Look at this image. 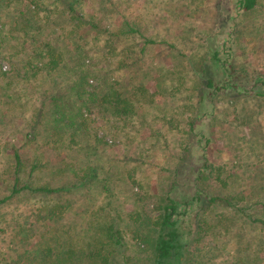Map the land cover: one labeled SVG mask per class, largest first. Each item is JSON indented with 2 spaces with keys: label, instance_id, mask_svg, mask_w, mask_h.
Instances as JSON below:
<instances>
[{
  "label": "rangeland",
  "instance_id": "obj_1",
  "mask_svg": "<svg viewBox=\"0 0 264 264\" xmlns=\"http://www.w3.org/2000/svg\"><path fill=\"white\" fill-rule=\"evenodd\" d=\"M68 3L83 18L77 27ZM87 22L96 28L88 30ZM0 30V70L13 90L12 98H0V199L16 177L19 186L74 184L67 193L23 190L0 204L1 264L34 246L43 231L40 209L50 202L64 207L56 222L74 225L72 239L83 248L110 220L125 242L111 264H152L151 248L133 229L142 225L140 216L154 221L151 196H163L168 176L191 161L198 162L199 193L233 206L216 203L196 221L198 236L191 237L184 264H264V96L257 94L264 91V0L249 11L235 0H20L0 8ZM70 37L88 55L89 83L97 75L104 76L99 82L115 78L136 107L133 116L118 119L90 104L88 136L70 141L74 151L42 125L48 81L13 78L23 55L49 38L66 43ZM201 68L236 89L229 85L200 102ZM51 92L48 87L45 96ZM38 110L43 120L36 122ZM191 119H199L194 130ZM14 152L22 161L18 171ZM86 165L96 169V179L84 187L75 185L73 171H51L74 168L81 175Z\"/></svg>",
  "mask_w": 264,
  "mask_h": 264
},
{
  "label": "trees",
  "instance_id": "obj_2",
  "mask_svg": "<svg viewBox=\"0 0 264 264\" xmlns=\"http://www.w3.org/2000/svg\"><path fill=\"white\" fill-rule=\"evenodd\" d=\"M13 1L18 3L20 0H0V8L8 7ZM1 3L3 6H1ZM256 3L257 0H235V6L244 11L253 9ZM67 7L69 13L73 14V18L78 19L76 25H74L77 27L83 18L80 17L81 15L74 14L72 3H68ZM29 24L32 25L31 23ZM87 25H89L88 30L96 28L90 22H87ZM61 28L63 31V27ZM128 30L133 31L129 27ZM70 32L66 31L67 34L65 35L70 36L68 34ZM55 39L49 38V41L47 40V42L38 45L33 50L32 55H23L20 62L14 66L16 69L13 70V78L23 80L28 73L31 78L41 80L38 82L42 84L48 81L47 87L41 91L43 97L40 102H42V109L45 107L46 100L51 104L47 105L48 113L43 116L46 121H42V125L44 129H49L48 136L54 135L67 139L68 148L74 151L77 147H73L70 141L76 135H81L82 138L88 136L90 119L84 113L85 111L87 112L90 103L95 102L100 111L103 112L105 110L106 113L118 119H126L133 116L136 113V107L129 100L128 94L130 92H121L122 89L118 86V80L115 78L107 77L99 82L98 78L104 76L97 75L95 84L89 83V77L93 76L91 74L92 71L89 67H84L85 59L88 55L76 41H73L70 37L68 42H73V48L66 50L65 47L69 46L68 42L57 43ZM1 40L3 39L2 31L0 30V44ZM80 55H82V58L79 57ZM64 58H67V60ZM24 67L26 71L22 70ZM200 71L202 76H200L199 83L201 86L197 88L200 92V102L204 100L211 102L218 92L226 90L229 85V87L236 89L230 83L219 85L216 72L212 75H207V70L201 68ZM3 72L0 70V78L4 80V85H0V98L3 96L5 99H10L12 98L13 90L7 87L11 85L12 78L4 75ZM259 82L261 86H264V75ZM152 85L159 87L158 83ZM48 87L52 92L49 96H45ZM258 88H260L258 85H251V89ZM257 94L264 96V91ZM207 106L209 108L212 107L211 105ZM35 116L37 117L36 122L39 119L41 120V111L38 110ZM198 120H190L189 126L191 130L200 125ZM32 128L34 127L28 130ZM26 135H29V132ZM55 142V151L57 152L58 140ZM91 148L89 146V149ZM14 159L16 171H18L22 161L17 152H14ZM196 163L198 164L197 161H191V163H187L188 165L183 166V163L180 162L173 171L172 176H168V185L163 188L164 195L151 196V207L157 213L154 221L148 220L149 217L146 215L137 219L142 225L133 229V235L140 243L146 244L151 248L152 264H184L186 250L191 245L189 244L190 239L195 235L198 236L197 228L195 229L196 221L202 219L208 210L207 208L216 203L232 205L229 200L216 196H202L199 193L197 190L199 178L195 172ZM202 166L206 167L205 161ZM70 167H72L71 164ZM51 171H73L77 177L75 183L77 186L84 187L91 182V179H96V169L87 165L81 168V175H76L74 168L55 167ZM199 175L201 177L206 176L202 173ZM73 185L65 183L57 187H53L50 184L34 186L31 183L24 182L19 186L16 177L10 194L0 199V204L5 203L12 196L21 193L23 190L28 193L38 192L42 194L67 193ZM136 196L138 199L143 200L141 195ZM145 198L148 199V197ZM50 203L42 205V209H40V217L44 220L42 223L43 231L34 246L25 249L21 253L17 252L10 262H2V264H111L114 252H117L118 249L122 250L121 248L125 244L121 231L114 222L106 220L104 223L99 224L96 228L98 233L93 239L88 240L86 247L83 248L84 244H77L72 239L74 225L67 224L65 226L56 222L65 212L64 207ZM237 210L235 209V211ZM148 231L153 233L149 234L147 233Z\"/></svg>",
  "mask_w": 264,
  "mask_h": 264
},
{
  "label": "crops",
  "instance_id": "obj_3",
  "mask_svg": "<svg viewBox=\"0 0 264 264\" xmlns=\"http://www.w3.org/2000/svg\"><path fill=\"white\" fill-rule=\"evenodd\" d=\"M23 71H26V68H25V67L23 68ZM28 75H29V74L27 73V76H28ZM27 76H26V77H27ZM29 76H30V75H29ZM26 77H25V78H26ZM90 104H92V103H90ZM48 105H49V104H48ZM45 106H47V105H45ZM89 106H90V105H89ZM47 110H48V107H47ZM47 110L44 108V111L47 112Z\"/></svg>",
  "mask_w": 264,
  "mask_h": 264
},
{
  "label": "built area",
  "instance_id": "obj_4",
  "mask_svg": "<svg viewBox=\"0 0 264 264\" xmlns=\"http://www.w3.org/2000/svg\"><path fill=\"white\" fill-rule=\"evenodd\" d=\"M2 67H3V70H6L8 68L5 63H3Z\"/></svg>",
  "mask_w": 264,
  "mask_h": 264
}]
</instances>
